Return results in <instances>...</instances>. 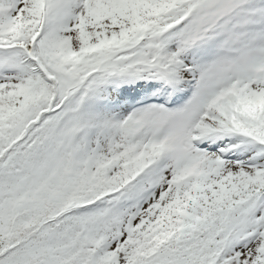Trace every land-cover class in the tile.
<instances>
[{"label": "snow or ice", "instance_id": "1", "mask_svg": "<svg viewBox=\"0 0 264 264\" xmlns=\"http://www.w3.org/2000/svg\"><path fill=\"white\" fill-rule=\"evenodd\" d=\"M0 264H264V0H0Z\"/></svg>", "mask_w": 264, "mask_h": 264}]
</instances>
